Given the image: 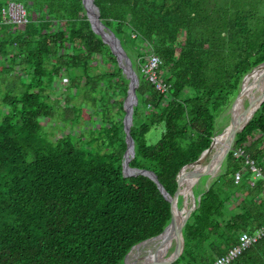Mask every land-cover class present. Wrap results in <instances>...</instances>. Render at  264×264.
Here are the masks:
<instances>
[{"label":"trees","instance_id":"trees-1","mask_svg":"<svg viewBox=\"0 0 264 264\" xmlns=\"http://www.w3.org/2000/svg\"><path fill=\"white\" fill-rule=\"evenodd\" d=\"M12 2L25 6V25L5 21ZM95 4L140 81L130 166L155 173L174 196L181 169L224 131L217 119L264 63V0ZM150 53L163 62L166 93L142 72ZM129 86L83 0H0V264H125L171 223L155 181L123 173ZM158 125L162 137L149 145ZM247 159L263 177L254 180ZM220 164L208 188L198 190L210 173L195 183L185 247L169 264H214L264 226V102ZM230 264H264V237Z\"/></svg>","mask_w":264,"mask_h":264},{"label":"water","instance_id":"water-1","mask_svg":"<svg viewBox=\"0 0 264 264\" xmlns=\"http://www.w3.org/2000/svg\"><path fill=\"white\" fill-rule=\"evenodd\" d=\"M83 1L93 30L110 45L113 53L117 57L119 66L123 70L126 78L130 81L129 93L125 101L126 115L124 118V129L126 132L127 150L124 155L123 173L126 176H137L141 174L150 177L158 185L161 193L170 201L172 208V221L163 233L135 245L127 254L125 264H169L181 256L185 247L184 226L197 207V200L194 193L195 183L199 178L210 173L231 152L237 134L245 130L264 102V63L257 66L244 77L241 91L234 102L231 123L213 139L211 146L196 161L185 165L181 169L178 175V189L175 195L171 196L164 189L155 173L148 170L135 169L130 166L131 160L135 157L131 128L134 120V107L138 104L137 88L140 84L139 77L123 51L120 40L103 25L100 18L101 13L95 4V0ZM251 77H255V79L250 86H247ZM250 91L253 92L247 99L249 107L246 109L244 102ZM181 194L184 195L182 208L179 207ZM158 241L162 242L159 250L150 255L142 254L141 250L144 247L149 243ZM173 241L175 242L174 251L170 255L163 257L168 250L169 244ZM135 251H138V254L133 260H130V256Z\"/></svg>","mask_w":264,"mask_h":264},{"label":"built area","instance_id":"built-area-1","mask_svg":"<svg viewBox=\"0 0 264 264\" xmlns=\"http://www.w3.org/2000/svg\"><path fill=\"white\" fill-rule=\"evenodd\" d=\"M3 16L6 22L15 23L17 25H25L29 22L28 12L23 4L12 2L5 9H3ZM148 48V45H146ZM149 51V49H148ZM140 60H144L142 63V72L152 84L156 86V89L162 93H166L170 85L165 81V71L162 68L163 62L159 56L154 53H150L145 57H141ZM236 157L245 155L243 149L239 148L235 151ZM247 163L250 165L252 172L254 173V180L263 177L261 169L257 168L253 160L247 159ZM242 174H236V182L241 180ZM254 185V182H252ZM264 237V226L256 230L253 234L243 233L240 236L239 242L233 248H231L226 254L218 257L214 264H230L236 258H238L245 250L250 246L257 243Z\"/></svg>","mask_w":264,"mask_h":264},{"label":"rangeland","instance_id":"rangeland-1","mask_svg":"<svg viewBox=\"0 0 264 264\" xmlns=\"http://www.w3.org/2000/svg\"><path fill=\"white\" fill-rule=\"evenodd\" d=\"M244 103H245V105H244L245 108L248 109L249 103L247 101V98H246ZM232 114H233V110H231V108H228L219 116V118L217 119V122H216V130L218 132L229 126V124L231 123V120H232ZM54 132L56 135H60V134L63 135L66 133V130L58 129V130H55ZM163 132H164V125H158V126L154 127L153 129H151V131L146 135V139H147L148 144L149 145H156L160 141ZM221 171H222L221 164L214 167V169L210 172V175L205 176L207 178L205 179V182H203L199 186L198 190L202 191V190L208 188V185L210 184L211 179H213L214 176L217 175L218 173H220ZM161 245H162V243L158 246V250L161 247ZM172 245L174 247V245H175L174 241H173Z\"/></svg>","mask_w":264,"mask_h":264},{"label":"bare ground","instance_id":"bare-ground-1","mask_svg":"<svg viewBox=\"0 0 264 264\" xmlns=\"http://www.w3.org/2000/svg\"><path fill=\"white\" fill-rule=\"evenodd\" d=\"M254 79H255V77H251V78L249 79L248 83H247V86H250V84L253 83ZM252 92H253V91H250V92L248 93V96L246 97L247 99L250 97V95H251ZM219 145H220V144H219ZM219 145H218V146H219ZM221 145H222V144H221ZM161 243H162V242H160V241H158V242H154V243H149L146 247H144V248L141 250L142 254H143V255H150V254L155 253V252L158 250V246H159ZM146 248H147V249H146ZM137 254H138V251H135V252L130 256L131 260H133V259L136 257Z\"/></svg>","mask_w":264,"mask_h":264}]
</instances>
